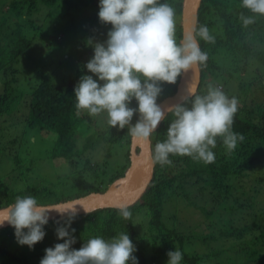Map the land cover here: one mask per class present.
I'll return each instance as SVG.
<instances>
[{
	"label": "trees",
	"instance_id": "1",
	"mask_svg": "<svg viewBox=\"0 0 264 264\" xmlns=\"http://www.w3.org/2000/svg\"><path fill=\"white\" fill-rule=\"evenodd\" d=\"M58 1L60 0H11L7 5H4L6 9L0 8V84L2 87L0 118L7 116L14 120L17 114L16 121L13 122L23 126L25 123L26 131L28 127L36 133L53 134L55 136L54 146L49 151L48 157L60 158L67 161L72 168H77V162L82 160L84 152L93 149L95 143L91 139L86 140L81 149L77 147L76 143V135L81 127L85 130H93L96 126L92 125L95 122L94 117L86 113L78 115L75 108L74 87L80 77L85 75L84 70H78L73 76L65 80L62 79L63 81L60 83L50 81L49 78L43 79L28 93V101L24 103V108L20 107L22 102L19 100V92L15 90L19 75L17 64L30 46V41L26 38L24 31L28 26L34 27L32 22L29 24L26 22L37 10L39 2L51 5ZM160 2L167 3L175 9L176 39L179 42L182 39L183 0H160ZM241 4L242 0H202L200 2L196 27L206 25L210 34L215 37V42L206 43L199 40V46L202 51L207 53L208 59L204 65L198 66L199 85L196 93L206 94L207 85L212 84L218 85L229 98L236 97L239 107L234 116L232 130L242 134L244 140L238 142L233 151L228 152L222 138L218 137L216 147L212 149L215 154V162L211 164L195 162L188 156L173 155L169 156V159L172 160L171 166L161 167L158 163L154 164L149 185L140 199L130 207L131 219H123L117 209L113 208L96 209L87 214L75 215L69 229L70 232L71 229H75L74 232H71L76 240L71 245L72 249L78 250L90 238L102 237L105 240H111L120 233L127 232L136 247L138 264H148L144 252L146 247L135 241L136 234L133 223L134 215L143 208L149 215L152 233L156 232V237H160L157 239L152 235V245L162 242L163 246L161 245L159 248V253L166 259H168L169 251L180 250L183 254L181 261L183 264H203L209 260H215L224 253L226 258L223 264H257L258 252H256L255 246L260 245L261 251L264 253V207H259L254 211L251 204L252 200H255L258 193L261 192L257 187L258 183H264V174H259L260 171H264V16L257 15L255 23L243 27L239 18L240 14L243 13L245 16L253 14L242 8ZM98 5L99 0H72L66 8L69 14L79 10L80 6L91 11L92 30L85 32L76 44L89 59L93 55L91 42L105 41L107 32L111 28V25L99 22ZM57 40H60L59 36ZM180 78L181 75L175 84L161 85L163 91L157 98L158 104L175 94ZM129 106L137 107L136 101L133 100ZM173 118L171 114H168L153 133L150 144L151 156L155 144L166 140L167 128ZM137 119L138 114H134L131 123L135 124ZM3 132L4 128H0V133ZM15 132L19 133L20 131L16 130ZM98 132L99 130L95 131V133ZM116 132L113 137L104 136V139L106 142H111L117 137L124 139L127 145L126 156L125 163L122 162L123 165L120 166V169L117 166L118 168L110 173L107 171V168L110 167L108 162L101 160L95 166L86 160L82 169H79L77 173L78 179L85 180V183L81 184L83 187L77 189L76 192L69 193V197V194L63 196L65 188L63 186H60L62 190L59 195H56L55 192L41 191L40 188L30 185L28 179L22 176L20 179L25 187L18 191V194L14 192L15 190H10V186L0 191V208L13 203L14 197L18 195H32L36 199H40L39 201L44 197L55 198L54 201L43 200L48 204L39 203L52 206L79 199L90 193L105 192L124 177L130 165L131 137L128 135L127 128L117 129ZM13 133H10L8 140L10 146L6 151L3 148L6 157L12 160L16 166L9 175L16 172L17 169H21L20 174L24 175V170H27V167L26 165L20 167L23 158L13 149L15 143V139L12 138ZM123 136L124 138H122ZM90 137L92 135L87 138ZM81 151L83 152L81 153ZM109 173L110 175L107 177ZM38 179H40V175ZM78 179H70L66 183V185L72 183L69 185V189L74 190L77 187ZM193 191H196L194 198L190 196V192ZM222 193L226 198L233 197L234 199L232 206L226 208L229 219L222 227L224 230L214 228L212 225L209 226L210 232L207 235H198L197 238L203 243H218L217 245L222 243L224 246L229 244L232 246L222 250H208L207 253L199 256L193 254L184 248L186 238L183 235L173 228H166L168 225L163 219L164 204L178 197L187 202L186 204L202 209L203 213L209 217L208 215L214 214L218 206L225 208V203L221 202L222 200L219 202ZM251 193L257 195L252 197L249 195ZM206 197L210 200L208 203L211 202L215 209L207 211L197 204L205 201ZM250 209H252V213L245 211ZM218 214L216 213V217L221 218L222 216ZM245 215L249 221L243 219ZM67 218L49 220L43 229L45 245L37 243L31 250L27 245L17 243L14 229L11 226L0 228V264H37L38 258L41 260L45 255L46 248L64 242L57 239L56 228L62 226ZM231 220H237V225H227V222ZM255 232H259V235H256ZM86 234L91 235L87 236ZM247 234L253 235L250 241L254 243L252 244L253 250L246 252L248 243L243 242L245 241L243 236ZM155 262L154 259L150 260V264H155Z\"/></svg>",
	"mask_w": 264,
	"mask_h": 264
},
{
	"label": "clouds",
	"instance_id": "2",
	"mask_svg": "<svg viewBox=\"0 0 264 264\" xmlns=\"http://www.w3.org/2000/svg\"><path fill=\"white\" fill-rule=\"evenodd\" d=\"M98 7L99 22L111 28L105 41H90L93 55L84 67L92 75H82L74 87L78 115L106 114L109 128H127L133 142L150 145L158 125L171 114L174 118L168 125L167 138L155 144L151 156L153 163L161 167L172 165L170 155L211 164L215 162L212 149L218 137L228 152L244 140L242 134L232 130L239 101L236 97L229 98L217 86L207 85L203 95L189 89L179 103L165 108L157 103L162 84H175L183 72L206 63L208 56L201 50L199 40L215 42L206 25L197 28L193 24L177 42L175 9L167 3L99 0ZM241 7L253 14H240L243 27L255 23L257 15L264 16V0H242ZM133 100L137 104L135 108L129 106ZM134 114H138V119L132 124ZM131 206L117 205L123 219H131ZM53 209L64 214V210L39 204L32 195H18L13 203L0 208V227L11 226L17 243L31 250L43 240V229ZM74 218L73 211L56 228L57 239L64 242L46 248L39 264H138L134 255L136 247L127 232L111 240L90 238L78 250L72 249L76 240L71 232L75 229L71 232L69 229ZM167 256V264H181L180 250L169 251Z\"/></svg>",
	"mask_w": 264,
	"mask_h": 264
},
{
	"label": "rangeland",
	"instance_id": "3",
	"mask_svg": "<svg viewBox=\"0 0 264 264\" xmlns=\"http://www.w3.org/2000/svg\"><path fill=\"white\" fill-rule=\"evenodd\" d=\"M9 1L11 0H0V8L6 9L4 5H7ZM70 2H72V0H60L51 5L39 2L37 10L26 22L28 24L32 22L34 27H29L27 25L28 27L24 31L26 38L30 41V46L20 57L17 64L19 75L17 76L15 90L19 92V100L22 102L21 108H24V103H27V95L30 90L34 89L35 85L40 83L43 79L49 78L50 81L60 83L63 81L62 79L65 80L73 76L81 69L84 70L85 75H92L84 67L90 60L89 57L83 54V51L76 45L79 38L85 32L92 30L91 11L80 6L79 10L72 11L69 14L66 8ZM58 36L60 40H57ZM93 79H96V77L93 76ZM1 90L2 87L0 84V92ZM16 115L14 120L7 116L0 118V128H4V132L0 133V191L10 186V190H15L14 192L18 194V191L23 190L25 187V184L22 183L20 179L24 176L28 179L30 185L40 188L41 191L55 192L56 195H59L60 190H62L60 186H63V188L65 187L63 196H66L83 187L81 184H84L85 180L78 179L77 173L79 169H82L86 160H89L91 164L95 166H97L101 160L108 162L110 167L107 168V171L110 173L118 167V169H120V166L123 165L122 162L125 163L127 145L124 139L117 137V139H113L115 140L114 142L113 140L111 142H106L104 139V136L108 138L113 137L114 133L117 131V128H109L107 125L106 114L94 117L95 122L92 125L96 126L93 130H85V128L81 127L80 131L77 133L76 143L79 149L82 148L86 140L91 139L95 142L93 149L84 152L81 157L82 160L77 162V168H72L67 161L60 158L52 159L48 157L49 151L53 149L55 136L53 134H43L44 132L36 133L28 127L26 131L24 129L26 126L25 123L23 126L22 124L16 125V122H13L16 121ZM16 130L20 132L16 133ZM96 130H99V132L95 133ZM10 133H13L12 138L13 140L15 139L13 145L15 153L23 158L20 167L22 168L25 165L27 167V170H24V175L20 174V171H22L21 169H17L16 172L9 175L11 170L16 167L12 160H9L6 154H4V150L6 151L10 146L8 143L11 135ZM90 135H92V137L87 138ZM122 138H124V136ZM82 152L83 151H81V153ZM110 173L107 177H109ZM259 174L263 175L264 171H260ZM39 175L40 179H38ZM83 176L86 177L85 175ZM70 179H78L76 182L78 185L74 190L69 189V185L72 183L66 185ZM258 184L257 187L261 192L260 194L258 193V197L255 200H252L251 205L254 211L259 207H264V183L259 182ZM195 193L196 191L190 192V196L194 198ZM249 195L253 197L257 194L253 195V193H251ZM69 196L70 194L68 197ZM65 198L67 199V197ZM219 199V202L222 200L221 202L225 203V208L218 206L214 214L208 215L209 217L203 213L202 209L188 205L186 204L187 202L180 200L178 197L164 204L163 219L168 225L166 228H173L176 232L183 235L184 238H186L184 248L190 250L193 254L199 256L207 253L208 250H222L226 249L228 246H232L231 244L224 246L222 243L220 245L211 242L203 243L197 238L198 235H207L210 232L209 226L212 225L214 228L217 227V229L221 228V230H224L222 227L229 219L226 208L232 206L234 199L233 197L226 198L223 193L220 194ZM39 200L40 199H37L38 203L48 204L47 202H43V200L54 201L55 198L44 197L41 198V201ZM208 201L210 200L206 197L205 201L197 204L204 207L207 211H211L214 206L211 202L208 203ZM245 211H249L250 213L253 212L252 209ZM216 213H219L218 215L222 217L217 218ZM244 217L243 219L249 221L247 215ZM133 220L136 234L135 241L146 247L144 252L146 259H148V264H150V260L153 259L156 261L155 264H167L168 259L162 257L159 253V248L161 245L163 246V243L159 241L160 243L152 245V235L156 237L157 233H152L150 229V218L147 211L143 208L140 209L139 213L134 215ZM240 222L242 223L243 220L241 219ZM234 224L237 225V220L227 222V225ZM255 234L259 235V232H255ZM86 235L89 236L91 234ZM243 237L245 239L243 242L248 243L246 244V252L253 250L252 244L254 242L250 241L253 235L247 234ZM38 243L43 246L45 245V241L43 240ZM215 245L217 246L215 247ZM255 249L256 252H258L256 256L257 264H264V253L261 251L260 245L255 246ZM152 254L154 256L158 255V257L154 258ZM134 255L137 258L136 251ZM225 258L226 254L224 253L215 260H209L203 264H223ZM39 262L40 258H38L37 264H39ZM181 264L183 263L181 262Z\"/></svg>",
	"mask_w": 264,
	"mask_h": 264
},
{
	"label": "water",
	"instance_id": "4",
	"mask_svg": "<svg viewBox=\"0 0 264 264\" xmlns=\"http://www.w3.org/2000/svg\"><path fill=\"white\" fill-rule=\"evenodd\" d=\"M202 0H183L182 6V38L186 30L196 25L197 12ZM199 85V69H189L181 74L179 85L175 94L164 99L159 105L162 108L180 102V98L189 89L197 90ZM159 126V125H158ZM138 149V152L136 150ZM154 163L152 161L150 145L138 144L131 139L130 144V165L122 179L110 186L104 193H90L82 198L51 206L64 210V214H59L55 209L49 212V220L62 219L68 217L73 211L75 215L87 214L96 209L113 208L117 209L119 204L136 203L152 178ZM86 211V212H85ZM9 226L5 224L6 227Z\"/></svg>",
	"mask_w": 264,
	"mask_h": 264
}]
</instances>
